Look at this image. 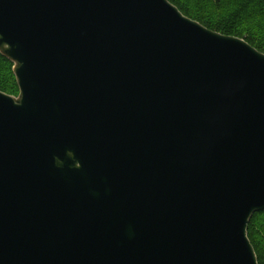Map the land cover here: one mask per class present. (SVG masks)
I'll list each match as a JSON object with an SVG mask.
<instances>
[{"label":"water","instance_id":"1","mask_svg":"<svg viewBox=\"0 0 264 264\" xmlns=\"http://www.w3.org/2000/svg\"><path fill=\"white\" fill-rule=\"evenodd\" d=\"M0 264H259L264 53L169 0H0Z\"/></svg>","mask_w":264,"mask_h":264},{"label":"trees","instance_id":"2","mask_svg":"<svg viewBox=\"0 0 264 264\" xmlns=\"http://www.w3.org/2000/svg\"><path fill=\"white\" fill-rule=\"evenodd\" d=\"M169 1L185 16L206 28L223 35L245 39L251 46L264 53V0H231L228 7L224 6L226 8L213 4L210 0ZM200 1L206 3L197 8L192 4ZM257 24L263 27V32L256 30ZM12 67L13 64L0 55V90L16 95L19 89ZM248 234L259 264H264V211L254 215L248 227Z\"/></svg>","mask_w":264,"mask_h":264},{"label":"rangeland","instance_id":"3","mask_svg":"<svg viewBox=\"0 0 264 264\" xmlns=\"http://www.w3.org/2000/svg\"><path fill=\"white\" fill-rule=\"evenodd\" d=\"M211 1V3H213V4H216V5H219L220 7H223V8H226V7H228L230 4H231V0H210ZM209 1V2H210ZM205 4L206 3V1H200L199 3H196V2H194V3H192L193 5H194V7H199V6H201L202 4ZM224 6H226V7H224ZM219 7V8H220ZM260 22V21H259ZM263 27L261 26V25H259V24H257V28H256V30L259 32H263ZM257 32V33H258ZM256 33V34H257ZM262 34V33H261ZM18 94H16V95H14V96H17Z\"/></svg>","mask_w":264,"mask_h":264}]
</instances>
